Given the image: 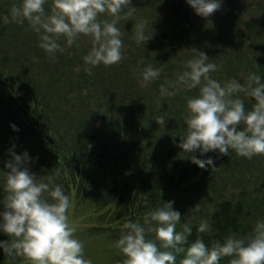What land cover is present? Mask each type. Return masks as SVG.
Instances as JSON below:
<instances>
[{
    "label": "trees",
    "instance_id": "1",
    "mask_svg": "<svg viewBox=\"0 0 264 264\" xmlns=\"http://www.w3.org/2000/svg\"><path fill=\"white\" fill-rule=\"evenodd\" d=\"M18 2L0 0V212L5 211L4 173L11 151L28 153L27 166L38 182L60 169L55 182L71 198L69 219L93 264L104 258L120 264L126 257L115 243L123 224H142L144 215L163 202L172 201L181 213L178 232L190 222L185 249L197 238L211 247L215 241L223 243L229 232L247 235L252 229L247 221L254 215L249 193L260 201L257 220L264 219V155L248 159L233 150L228 155L197 151L193 155L211 157L217 167L214 172L201 169L178 147L187 130L185 97L198 95L199 89L165 98L159 91L186 70L193 48L218 66L211 76L221 84L231 79L244 84L253 73L264 83V0H221L220 9L207 18L186 0H131L136 13L117 25L123 34V60L108 67L100 64L91 75L83 60L91 38L81 36L71 47L61 38L64 52L50 56L27 21L4 22L6 16L11 20V6ZM52 3L46 0V14ZM141 19L147 21L145 36L151 37L145 44L135 40ZM148 65L162 71L142 87L140 72ZM237 95L251 110L255 100ZM161 115L164 126L155 120ZM227 188H243L232 192L235 204L225 197ZM205 200L213 201L208 207L212 211L195 210L193 204ZM202 220L211 225L207 233L197 231ZM8 239L0 231V241ZM183 258L184 253L178 254L176 264ZM9 263L0 248V264Z\"/></svg>",
    "mask_w": 264,
    "mask_h": 264
},
{
    "label": "clouds",
    "instance_id": "2",
    "mask_svg": "<svg viewBox=\"0 0 264 264\" xmlns=\"http://www.w3.org/2000/svg\"><path fill=\"white\" fill-rule=\"evenodd\" d=\"M195 13L209 17L221 7V0H186ZM46 0H19L10 9L11 20L5 23L28 22L38 34L39 47L50 56L64 52L59 41L64 38L71 47L81 36L90 37L91 48L83 56L85 71L103 64L112 66L123 60L122 31L117 26L123 18L129 20L137 8L131 0H53L50 13H45ZM126 10V11H125ZM123 13V16L121 15ZM107 16L111 19H101ZM147 21L141 19L135 25V40L144 43L151 37L145 36ZM193 58L185 62V71L177 73L174 80H167L160 86V97H174L181 91L199 89L198 95L185 97L186 133L180 135L183 153L201 169L217 170L214 160L199 159L201 155L216 151L228 155L229 150L238 156L251 159L264 155V83L255 73L250 74L244 84L235 79L221 84L211 73L218 70L208 56L195 48ZM162 69L151 65L140 72L141 86L147 87L157 80ZM238 93L255 100L251 110ZM160 107V101L157 100ZM159 125L165 124L163 115L156 117ZM243 124L242 130H238ZM15 130V126H12ZM12 159L7 161L4 196L5 211L0 212V231L7 234V241H0V248L15 264L23 258L29 264H93L85 258L84 243L76 238L77 227L70 222L69 210L72 201L64 186L55 182L60 169L53 170L54 176L37 181L29 171L30 158L27 152L17 155L10 151ZM47 194V195H45ZM147 201V197H145ZM195 210H200L197 205ZM181 213L173 209V202H163L160 207L148 211L143 223L126 221L115 247L124 260L120 264H176L177 255L184 253L180 264H220L222 258H229L228 264H264V219H258L247 235L231 233L223 243L215 241L211 247L197 238L187 249L182 247L192 232L190 222L182 225ZM211 225L200 221L197 231L207 233ZM154 234L155 239H148ZM159 241V245L157 244Z\"/></svg>",
    "mask_w": 264,
    "mask_h": 264
},
{
    "label": "rangeland",
    "instance_id": "3",
    "mask_svg": "<svg viewBox=\"0 0 264 264\" xmlns=\"http://www.w3.org/2000/svg\"><path fill=\"white\" fill-rule=\"evenodd\" d=\"M220 186H222V183L219 184ZM227 192L225 194V197H227L228 200H230V202H232L233 204H235V201H236V197L232 194V192H236V193H239L241 192V190L243 188H240L239 190H235V189H232V188H227ZM225 189H223L224 191ZM245 200V199H244ZM249 201V206H250V210L251 212H254V215L252 216V218H250L248 221H247V225H251L253 226V224L255 223V221L257 220V216L258 214H262V211L260 206H259V199L257 197H254V194L252 193H249L248 194V199ZM212 204H213V201L211 200H205L203 203H199V202H196L193 204V207L196 208L197 205H200V208L202 210V212L204 213L205 211H212V210H209L208 207L212 208ZM260 218V217H259ZM102 258V257H101ZM100 262H98L97 264H111V261L108 260V259H99ZM9 264H12L9 263ZM15 264H29V262L25 261L23 258H17L16 261H15Z\"/></svg>",
    "mask_w": 264,
    "mask_h": 264
}]
</instances>
